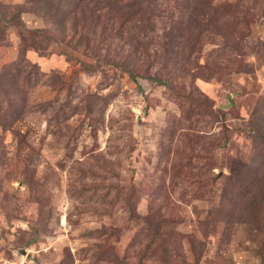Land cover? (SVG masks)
<instances>
[{"label": "rangeland", "instance_id": "obj_1", "mask_svg": "<svg viewBox=\"0 0 264 264\" xmlns=\"http://www.w3.org/2000/svg\"><path fill=\"white\" fill-rule=\"evenodd\" d=\"M263 167L264 0H0V264H264Z\"/></svg>", "mask_w": 264, "mask_h": 264}, {"label": "trees", "instance_id": "obj_2", "mask_svg": "<svg viewBox=\"0 0 264 264\" xmlns=\"http://www.w3.org/2000/svg\"><path fill=\"white\" fill-rule=\"evenodd\" d=\"M131 75H132L133 78H135V75H134L133 73H131ZM156 81H158L159 83L162 82L161 80H158V79H156ZM160 85H164V86H165L166 84H165V83H160ZM261 166H262V165H261ZM261 166H260V167H261ZM263 168H264V167H263Z\"/></svg>", "mask_w": 264, "mask_h": 264}, {"label": "water", "instance_id": "obj_3", "mask_svg": "<svg viewBox=\"0 0 264 264\" xmlns=\"http://www.w3.org/2000/svg\"><path fill=\"white\" fill-rule=\"evenodd\" d=\"M23 253H25V252L23 251Z\"/></svg>", "mask_w": 264, "mask_h": 264}]
</instances>
